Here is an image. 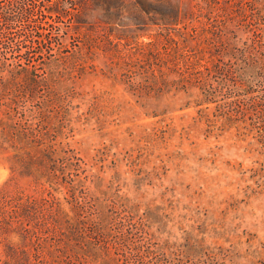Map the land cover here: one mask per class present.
Segmentation results:
<instances>
[{"label":"trees","instance_id":"obj_1","mask_svg":"<svg viewBox=\"0 0 264 264\" xmlns=\"http://www.w3.org/2000/svg\"><path fill=\"white\" fill-rule=\"evenodd\" d=\"M194 1L0 0V153L9 164L8 180L26 177L33 185V196L26 198L23 193L8 196L0 188V230L7 235L0 264L176 263L171 256L158 258L150 238L141 243L151 235V225L138 228L131 223L134 213L128 218L111 213L117 202L107 192L99 190L105 199L90 197L95 205L78 198L80 161L63 136L92 48L120 57L118 47L127 42L144 58L139 76L143 88L188 94L184 107L197 108L205 120L214 105V116L232 127L238 128L246 115L253 116L251 125L264 122V33L258 28L263 5L257 0L250 5L259 26L247 55L245 49L235 53L230 42L232 28L238 27L231 16L234 8L239 17L246 15L243 0ZM122 6L140 19L153 15L148 24L159 28L164 56L154 41L140 43L124 34L115 41L111 34L95 36L101 15L94 12L111 15ZM82 27L87 52L74 39ZM125 54L131 57L129 50ZM102 180L98 178V188Z\"/></svg>","mask_w":264,"mask_h":264},{"label":"rangeland","instance_id":"obj_2","mask_svg":"<svg viewBox=\"0 0 264 264\" xmlns=\"http://www.w3.org/2000/svg\"><path fill=\"white\" fill-rule=\"evenodd\" d=\"M257 2L264 7V0ZM253 3L243 0V18L238 8L232 12L238 24L230 36L235 53H252L253 31L259 26ZM97 13L108 18L100 16L95 36L111 34L115 41L124 34L140 43L154 41L157 52L165 55L159 28L148 24L154 21L151 13L140 19L127 6L111 15ZM260 27L264 33V21ZM86 33L82 27L74 36L84 52ZM125 45L118 47L122 58L92 48L86 72L76 84L79 96L63 137L80 161L83 186L78 198L95 205L90 197L97 198L100 189L107 192L105 196L117 202L115 208L110 206L111 213L123 218L134 213L135 226L151 225L148 238L138 235L146 238L141 243L151 239L158 258L171 256L175 264H264V122L254 120L258 122L251 125L253 116L246 115L238 128L232 127L214 116V105L205 120L197 108L184 107L188 94L143 88L139 76L144 58L134 54L133 42ZM8 166L0 153V188H6L8 196H33L28 178L8 180ZM7 201L11 203L9 197ZM6 237L0 230V262Z\"/></svg>","mask_w":264,"mask_h":264}]
</instances>
